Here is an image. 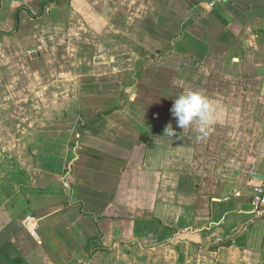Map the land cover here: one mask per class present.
Wrapping results in <instances>:
<instances>
[{
  "label": "crops",
  "instance_id": "0c3cea01",
  "mask_svg": "<svg viewBox=\"0 0 264 264\" xmlns=\"http://www.w3.org/2000/svg\"><path fill=\"white\" fill-rule=\"evenodd\" d=\"M263 181L264 0H0V264H264Z\"/></svg>",
  "mask_w": 264,
  "mask_h": 264
},
{
  "label": "clouds",
  "instance_id": "9594fccd",
  "mask_svg": "<svg viewBox=\"0 0 264 264\" xmlns=\"http://www.w3.org/2000/svg\"><path fill=\"white\" fill-rule=\"evenodd\" d=\"M171 114L176 119L178 127L185 129L196 124L200 133H205L211 107L206 97L199 91H188L175 97ZM165 133L174 136L175 132L171 125L165 129Z\"/></svg>",
  "mask_w": 264,
  "mask_h": 264
},
{
  "label": "built area",
  "instance_id": "2783aa9c",
  "mask_svg": "<svg viewBox=\"0 0 264 264\" xmlns=\"http://www.w3.org/2000/svg\"><path fill=\"white\" fill-rule=\"evenodd\" d=\"M214 3H211L210 6H213ZM254 194L252 197V207L258 217L264 218V181L256 186L254 189ZM27 227L31 228V221L27 222Z\"/></svg>",
  "mask_w": 264,
  "mask_h": 264
},
{
  "label": "trees",
  "instance_id": "16d2710c",
  "mask_svg": "<svg viewBox=\"0 0 264 264\" xmlns=\"http://www.w3.org/2000/svg\"><path fill=\"white\" fill-rule=\"evenodd\" d=\"M114 109H115V108H112V109H110V110H108V111H106V112H104V113H102V114H104V115H108V114L111 113ZM94 121H96V120H92L91 123L94 122Z\"/></svg>",
  "mask_w": 264,
  "mask_h": 264
}]
</instances>
